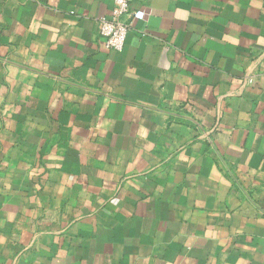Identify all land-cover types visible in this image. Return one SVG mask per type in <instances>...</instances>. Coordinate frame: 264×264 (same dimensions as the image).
<instances>
[{"label":"crops","instance_id":"obj_1","mask_svg":"<svg viewBox=\"0 0 264 264\" xmlns=\"http://www.w3.org/2000/svg\"><path fill=\"white\" fill-rule=\"evenodd\" d=\"M0 0V264H264V0Z\"/></svg>","mask_w":264,"mask_h":264},{"label":"built area","instance_id":"obj_2","mask_svg":"<svg viewBox=\"0 0 264 264\" xmlns=\"http://www.w3.org/2000/svg\"><path fill=\"white\" fill-rule=\"evenodd\" d=\"M137 1L140 0H112L109 14L98 19V32L107 49L122 52L133 21L149 18V12L132 8Z\"/></svg>","mask_w":264,"mask_h":264}]
</instances>
